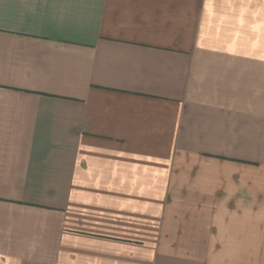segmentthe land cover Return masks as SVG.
Listing matches in <instances>:
<instances>
[{"label": "crops", "instance_id": "1", "mask_svg": "<svg viewBox=\"0 0 264 264\" xmlns=\"http://www.w3.org/2000/svg\"><path fill=\"white\" fill-rule=\"evenodd\" d=\"M0 264H264V0H0Z\"/></svg>", "mask_w": 264, "mask_h": 264}]
</instances>
